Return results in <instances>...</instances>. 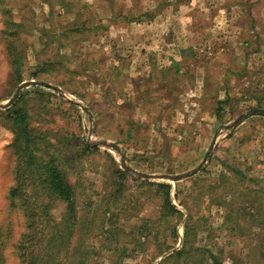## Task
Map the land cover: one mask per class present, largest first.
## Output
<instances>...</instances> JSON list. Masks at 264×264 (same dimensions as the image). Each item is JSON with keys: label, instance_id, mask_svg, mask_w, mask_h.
Wrapping results in <instances>:
<instances>
[{"label": "rangeland", "instance_id": "1", "mask_svg": "<svg viewBox=\"0 0 264 264\" xmlns=\"http://www.w3.org/2000/svg\"><path fill=\"white\" fill-rule=\"evenodd\" d=\"M29 82L12 106L22 97L38 165L76 193L70 247L47 264H264V0H0L3 264H23L28 210L11 204L19 156L2 106ZM35 184L40 238L67 204Z\"/></svg>", "mask_w": 264, "mask_h": 264}, {"label": "trees", "instance_id": "2", "mask_svg": "<svg viewBox=\"0 0 264 264\" xmlns=\"http://www.w3.org/2000/svg\"><path fill=\"white\" fill-rule=\"evenodd\" d=\"M10 34L15 36L14 32H10ZM16 46V42L12 41L8 44L7 49L10 55L14 57L12 60L13 65L20 71L23 67V61L19 56L20 54ZM21 98L11 108L6 110L8 119L11 120L16 135L14 143L16 149L15 154L19 156V164L16 170L18 179L17 184L10 190L11 204L16 206L14 201L17 197H20L22 200L26 201L23 203V206L28 210V214L26 215L28 217L26 231L22 234V240L17 245V249L23 264H26V261L28 264H37L39 261H42V264H47L50 260L57 258L62 251L70 247L76 224V193L73 185L67 179L66 173L58 166L51 164L38 165L39 158L35 153L39 152L37 147L39 145V140L35 136H32V131L28 122L29 116L25 110L19 106ZM85 148L97 149L96 147H91L87 143H85ZM28 179H31L34 184L36 183V187L41 188L44 195L48 196L50 199L52 197L58 198L67 204V211L60 222H56L49 213L46 214L48 222L52 223V232L40 238H38V228L34 220L38 208L36 207V209L28 202V195L25 192L26 181ZM161 186L168 190L167 193L169 195L172 185L162 184ZM169 205L173 213L180 214L175 206L170 203ZM42 232H44V230H42ZM1 242L2 240H0V264H3L4 254L2 253ZM41 242L44 244V250L49 251L48 255L45 257L43 248L41 249L40 255L35 254L34 249L27 250L26 243H30V245H34L35 247ZM211 258L213 264H224L215 254H211Z\"/></svg>", "mask_w": 264, "mask_h": 264}, {"label": "water", "instance_id": "3", "mask_svg": "<svg viewBox=\"0 0 264 264\" xmlns=\"http://www.w3.org/2000/svg\"><path fill=\"white\" fill-rule=\"evenodd\" d=\"M37 84H39L38 82H29V83H26V84H24L20 89H19V91L17 92V94H16V96L7 104V105H4V106H2V107H4V108H9V107H11L12 106V104L16 101V99L18 98V96H19V93L21 92V90H22V88L23 87H25V86H29V85H37ZM254 114H259V115H264V110H256L255 112H254ZM115 149L116 150H118L119 151V149L117 148V147H115ZM126 168V167H125ZM127 170H129V171H131L132 172V170H130V169H128V168H126ZM150 178H154V179H164V180H177L178 179V177H172V176H168V175H163V176H159V177H156L155 178V176H153V177H150Z\"/></svg>", "mask_w": 264, "mask_h": 264}]
</instances>
